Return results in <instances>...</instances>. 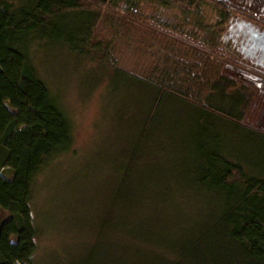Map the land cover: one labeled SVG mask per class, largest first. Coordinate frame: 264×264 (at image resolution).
<instances>
[{"label": "trees", "instance_id": "trees-1", "mask_svg": "<svg viewBox=\"0 0 264 264\" xmlns=\"http://www.w3.org/2000/svg\"><path fill=\"white\" fill-rule=\"evenodd\" d=\"M208 2L222 14L220 25L237 18L224 0H0V264H35L34 182L74 144L60 96L34 61L46 43L81 55L99 51L111 60L112 90L135 83L151 92L140 106L126 172L151 130L164 127L170 140L184 122L191 159L180 163L190 161L189 179L210 205L180 231L121 242L100 234L70 264H264V130L243 122L253 88L221 69L229 62L258 72L237 46L204 49L190 35L139 19L143 4L195 14ZM114 46H142L151 68L140 76L128 70L112 60Z\"/></svg>", "mask_w": 264, "mask_h": 264}, {"label": "rangeland", "instance_id": "rangeland-1", "mask_svg": "<svg viewBox=\"0 0 264 264\" xmlns=\"http://www.w3.org/2000/svg\"><path fill=\"white\" fill-rule=\"evenodd\" d=\"M224 1L235 8L232 16L237 17L229 24L245 20L264 29V0ZM141 10L139 19L159 25L161 32L190 35L208 50L231 46L226 37L228 20L220 25L222 14L209 2L201 4L195 14L164 10L155 4H143ZM102 29L107 34L109 27ZM41 46L45 47L35 53V64L41 78L60 96L73 124L74 144L49 162L34 182L35 264H70L100 234L104 240L141 241L162 231H180L199 220L210 205L205 190L189 179L190 161L180 163L191 159L186 140L181 138L184 122L174 127L170 140L163 136L164 127L151 130L145 151L126 172L130 141L137 132L142 105L148 106L143 100L151 92L135 83H122L112 90L111 60L103 59L99 51L81 55L66 46ZM114 47L112 60L128 70L140 76L151 68V57L142 53V46ZM221 73L253 88L243 122L264 130V80L242 75L229 62Z\"/></svg>", "mask_w": 264, "mask_h": 264}, {"label": "flooded vegetation", "instance_id": "flooded-vegetation-1", "mask_svg": "<svg viewBox=\"0 0 264 264\" xmlns=\"http://www.w3.org/2000/svg\"><path fill=\"white\" fill-rule=\"evenodd\" d=\"M243 21V20H242ZM227 39L230 38L231 46H237L238 53L242 56L243 59L246 60L249 66H253V69L258 72L259 74L264 75V59L255 55H247L246 50L242 49V46H248L246 44V39L248 37L245 34L244 27H238L236 22L233 24L227 25ZM242 75H246L247 77H252L253 79H261L264 80L258 73H252L250 71L242 70Z\"/></svg>", "mask_w": 264, "mask_h": 264}, {"label": "water", "instance_id": "water-1", "mask_svg": "<svg viewBox=\"0 0 264 264\" xmlns=\"http://www.w3.org/2000/svg\"><path fill=\"white\" fill-rule=\"evenodd\" d=\"M238 27H244L245 34L248 35L246 44L242 49L246 50L247 55H257L264 59V29L260 30L252 25L249 21H237Z\"/></svg>", "mask_w": 264, "mask_h": 264}]
</instances>
